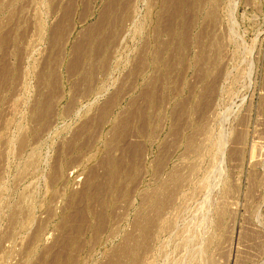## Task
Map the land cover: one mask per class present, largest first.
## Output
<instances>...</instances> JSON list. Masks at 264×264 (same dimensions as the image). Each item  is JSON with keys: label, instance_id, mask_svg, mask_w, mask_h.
Masks as SVG:
<instances>
[{"label": "rangeland", "instance_id": "obj_1", "mask_svg": "<svg viewBox=\"0 0 264 264\" xmlns=\"http://www.w3.org/2000/svg\"><path fill=\"white\" fill-rule=\"evenodd\" d=\"M0 264H264V0H0Z\"/></svg>", "mask_w": 264, "mask_h": 264}, {"label": "bare ground", "instance_id": "obj_2", "mask_svg": "<svg viewBox=\"0 0 264 264\" xmlns=\"http://www.w3.org/2000/svg\"><path fill=\"white\" fill-rule=\"evenodd\" d=\"M169 4V3H168ZM198 143V142H197ZM196 147V146H195ZM195 149V148H194ZM200 149V148H199ZM200 151V150H199ZM198 155V154H197ZM177 177V176H176ZM174 179V178H173ZM162 194V193H161ZM163 197V196H162ZM165 202V201H164ZM167 205V204H166ZM158 212V211H157ZM155 213V212H154ZM156 219V218H155Z\"/></svg>", "mask_w": 264, "mask_h": 264}]
</instances>
